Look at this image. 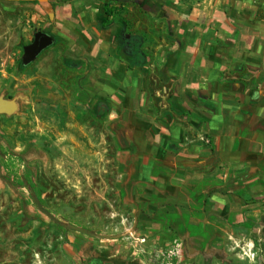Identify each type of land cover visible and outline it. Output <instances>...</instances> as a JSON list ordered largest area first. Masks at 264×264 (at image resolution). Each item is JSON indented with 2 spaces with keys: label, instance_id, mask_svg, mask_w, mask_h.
Segmentation results:
<instances>
[{
  "label": "crops",
  "instance_id": "1",
  "mask_svg": "<svg viewBox=\"0 0 264 264\" xmlns=\"http://www.w3.org/2000/svg\"><path fill=\"white\" fill-rule=\"evenodd\" d=\"M64 109L109 125L137 235L208 256L264 214V0H0V119Z\"/></svg>",
  "mask_w": 264,
  "mask_h": 264
},
{
  "label": "rangeland",
  "instance_id": "2",
  "mask_svg": "<svg viewBox=\"0 0 264 264\" xmlns=\"http://www.w3.org/2000/svg\"><path fill=\"white\" fill-rule=\"evenodd\" d=\"M75 110H45L39 129L0 119L8 140L0 148V264H264V214L197 260L150 246L119 205V150L109 125Z\"/></svg>",
  "mask_w": 264,
  "mask_h": 264
},
{
  "label": "water",
  "instance_id": "3",
  "mask_svg": "<svg viewBox=\"0 0 264 264\" xmlns=\"http://www.w3.org/2000/svg\"><path fill=\"white\" fill-rule=\"evenodd\" d=\"M40 1H45V0H40ZM54 43L53 38L46 33H43L41 31L37 32L35 34L34 40L31 44L25 46L23 48L24 51V55L22 57V63L23 65H29L32 62H34L37 57L46 49H48L49 47H51ZM33 199L37 205V207L39 208V210L44 213L45 215H47L48 217H50L51 219H53L54 221L57 222V220L55 219V217L47 210L45 209L42 204L40 203V201L33 196ZM75 230L84 232V233H89L87 230L78 228V227H72Z\"/></svg>",
  "mask_w": 264,
  "mask_h": 264
},
{
  "label": "trees",
  "instance_id": "4",
  "mask_svg": "<svg viewBox=\"0 0 264 264\" xmlns=\"http://www.w3.org/2000/svg\"><path fill=\"white\" fill-rule=\"evenodd\" d=\"M107 11L109 12V10L107 9ZM110 13V12H109ZM21 66L24 67V65L21 63Z\"/></svg>",
  "mask_w": 264,
  "mask_h": 264
},
{
  "label": "built area",
  "instance_id": "5",
  "mask_svg": "<svg viewBox=\"0 0 264 264\" xmlns=\"http://www.w3.org/2000/svg\"><path fill=\"white\" fill-rule=\"evenodd\" d=\"M138 241L142 242L140 239Z\"/></svg>",
  "mask_w": 264,
  "mask_h": 264
}]
</instances>
